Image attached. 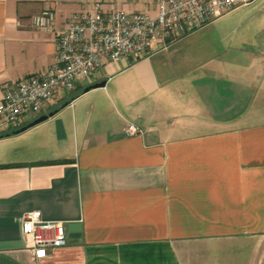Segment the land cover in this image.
I'll use <instances>...</instances> for the list:
<instances>
[{
	"label": "crops",
	"instance_id": "crops-1",
	"mask_svg": "<svg viewBox=\"0 0 264 264\" xmlns=\"http://www.w3.org/2000/svg\"><path fill=\"white\" fill-rule=\"evenodd\" d=\"M98 2L159 4L0 0V99L54 63L66 19ZM44 9L52 31L32 24ZM228 14L106 62L60 105L0 131V264H264V0ZM33 210L68 222V244L42 259L19 221Z\"/></svg>",
	"mask_w": 264,
	"mask_h": 264
},
{
	"label": "built area",
	"instance_id": "built-area-1",
	"mask_svg": "<svg viewBox=\"0 0 264 264\" xmlns=\"http://www.w3.org/2000/svg\"><path fill=\"white\" fill-rule=\"evenodd\" d=\"M252 1L159 0L155 14L105 10L98 2L92 11L74 12L58 32L55 62L42 73L24 77L6 89L0 99V131L16 129L25 116L35 117L60 105L106 62L149 56L167 39L178 38ZM55 22L54 9L32 16L33 26L44 31H52ZM126 132L136 135L143 131L130 123ZM37 212L39 216L29 215ZM19 221L27 248L36 259L50 256L69 242L68 222L43 219L39 210L24 213ZM25 223L33 225L31 233L23 231Z\"/></svg>",
	"mask_w": 264,
	"mask_h": 264
},
{
	"label": "water",
	"instance_id": "water-1",
	"mask_svg": "<svg viewBox=\"0 0 264 264\" xmlns=\"http://www.w3.org/2000/svg\"><path fill=\"white\" fill-rule=\"evenodd\" d=\"M106 84V81H103V82H99V83H96V84H93V85H90L88 87H86L84 89V92H87L89 91L90 89H93V88H97V87H102ZM55 112H57V110L55 111H52L48 114H43L41 115L40 117H38L36 120H34L29 126H33V125H36L44 120H46L48 117L52 116ZM26 128H28V126L20 129V130H17V132H20V131H23L25 130ZM81 230V226L79 223H70L68 224V231L69 232H74V234H70L71 237H79V232ZM77 233V234H76Z\"/></svg>",
	"mask_w": 264,
	"mask_h": 264
},
{
	"label": "clouds",
	"instance_id": "clouds-1",
	"mask_svg": "<svg viewBox=\"0 0 264 264\" xmlns=\"http://www.w3.org/2000/svg\"><path fill=\"white\" fill-rule=\"evenodd\" d=\"M29 215H35V216H39L40 213L37 212V213H34V214H29ZM33 230V225L31 223H25L24 227H23V231L25 233H31ZM42 253V252H41Z\"/></svg>",
	"mask_w": 264,
	"mask_h": 264
},
{
	"label": "rangeland",
	"instance_id": "rangeland-1",
	"mask_svg": "<svg viewBox=\"0 0 264 264\" xmlns=\"http://www.w3.org/2000/svg\"><path fill=\"white\" fill-rule=\"evenodd\" d=\"M232 14V13H231ZM231 14H228V15H226V16H224V17H229Z\"/></svg>",
	"mask_w": 264,
	"mask_h": 264
},
{
	"label": "snow or ice",
	"instance_id": "snow-or-ice-1",
	"mask_svg": "<svg viewBox=\"0 0 264 264\" xmlns=\"http://www.w3.org/2000/svg\"><path fill=\"white\" fill-rule=\"evenodd\" d=\"M40 255H43V253H40Z\"/></svg>",
	"mask_w": 264,
	"mask_h": 264
},
{
	"label": "trees",
	"instance_id": "trees-1",
	"mask_svg": "<svg viewBox=\"0 0 264 264\" xmlns=\"http://www.w3.org/2000/svg\"><path fill=\"white\" fill-rule=\"evenodd\" d=\"M78 95V94H77ZM77 95H75L74 97H76Z\"/></svg>",
	"mask_w": 264,
	"mask_h": 264
}]
</instances>
